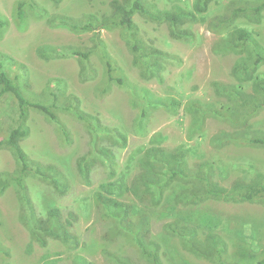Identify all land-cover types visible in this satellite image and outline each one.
I'll return each instance as SVG.
<instances>
[{"label":"rangeland","instance_id":"1","mask_svg":"<svg viewBox=\"0 0 264 264\" xmlns=\"http://www.w3.org/2000/svg\"><path fill=\"white\" fill-rule=\"evenodd\" d=\"M24 1L23 16L19 15V3ZM112 0H0V64L10 74L17 77L25 97L51 101L61 86L66 96L75 97L81 111L96 118L102 126L116 128L127 135V145L120 148L106 139L116 154V169L125 168L130 153L138 146L148 143L152 135L162 133L167 137L163 146L174 149L188 140V131L193 126L192 105L210 111L222 110V105L232 103L230 89L239 83L235 72L239 61H244L247 53L219 49L225 35L212 30L208 23L211 18L229 13L240 5L254 4L257 0H144L153 5L152 13L176 10L177 7L193 9L203 13L205 20L185 24L191 36L172 33L168 21H158L146 13L138 12L133 16L136 24V39L140 48L134 50L133 40L124 28L102 29L100 32L103 46L95 47L94 31L75 32L61 21L63 16L84 19L89 13L98 15L111 12ZM259 1V0H258ZM237 24H246L255 30L264 46V12L260 22L240 17ZM94 48L88 59L81 61L78 56L70 55L72 49ZM162 51L160 69L149 75L144 66L136 61V56L152 51ZM245 50V49H244ZM68 53V54H67ZM107 61L111 62L115 76L123 77L133 83L140 91L147 88L156 96L169 101H182L179 112L161 107L150 115L147 134L141 135L136 127L140 107L133 106L132 93L117 83H106L104 72L109 71ZM242 70V69H241ZM264 75V64L255 70ZM83 72L84 79L81 78ZM247 72H253L249 69ZM126 82V80H125ZM244 93L248 94L251 104L256 103L252 86L242 80ZM108 86V88L106 87ZM221 87V90L219 89ZM254 102V103H253ZM25 125L29 135L21 142L30 158L52 165V175L56 181L46 182L32 175L26 178L28 195L37 215L45 213L47 203L60 206L65 217L75 212L78 219L70 226L76 234L78 244L71 247L59 239L48 238L46 246L32 239L24 222L25 206L21 195L13 184L0 193V264H77L79 256H84L94 264H147L133 236L122 229L118 223L107 217L94 197L102 181L108 179L109 167L97 159L90 166L89 178L79 168L82 157L92 156V133L86 123L72 113L59 110L57 115L71 135L68 143L61 129L47 120L45 115L33 107H27ZM19 99L12 93L0 98V137L20 121ZM178 114H184L179 118ZM240 114V113H239ZM244 117V116H243ZM242 117V118H243ZM249 124L248 132L264 135V107L247 116L242 128ZM236 126L225 117L212 113L204 115L201 131L207 137L198 145L203 156L189 153V167L196 168L198 163L216 159L218 165L230 167L224 174L215 173L214 179L223 186H229L237 177L234 167L250 159L264 173V146L247 143L245 140L232 141L219 145L215 137L224 132L235 133ZM190 144L195 146V138ZM200 140V139H199ZM236 164V165H233ZM17 162L9 149H0V175L13 172ZM140 172L136 164L130 178ZM165 195L167 193L165 192ZM150 204V199L145 200ZM152 213V239L164 236L166 226L172 218L162 216L165 206L157 207L142 204ZM148 207V208H147ZM207 212L228 222L229 233L220 230L228 246L230 260L241 245L254 246L261 257L264 249V204L233 203L210 199L200 206L189 207ZM179 209V208H177ZM221 228V227H220ZM247 240H246V239ZM190 264H218L210 259L200 258L186 248L179 238L170 241ZM251 246V247H252ZM169 250V244L165 245ZM165 264H175L164 252ZM165 250V251H166ZM258 256V257H259ZM180 257V256H179ZM120 262H116L115 259ZM228 259V258H227Z\"/></svg>","mask_w":264,"mask_h":264},{"label":"trees","instance_id":"2","mask_svg":"<svg viewBox=\"0 0 264 264\" xmlns=\"http://www.w3.org/2000/svg\"><path fill=\"white\" fill-rule=\"evenodd\" d=\"M204 2L206 6L207 0ZM110 4L111 12L109 14L101 16L89 13L84 19L71 16L61 18L62 23L75 32L94 31L95 47H101L105 57L108 53L101 40L102 29H127L134 34L132 36L129 33L133 40V49L140 48L139 40L135 36L137 28L133 20V16L138 12L146 13L158 21H168L172 27V33L178 31L184 36L192 35L184 27L185 24L205 20L203 13L180 6L176 10H157L158 12L152 13L153 5L144 2V0H112ZM23 6L24 1L19 3V15L21 16H23ZM263 12L264 0H257L254 4L236 6L229 13L211 18L208 23L212 30L221 31L225 35L219 49L247 53L246 57L242 58L245 60L239 61L240 63L237 65L242 72H235L239 83L230 89L229 97L232 103L222 105V110L210 108L209 112L202 107L192 105L195 116L193 126L188 131V140L183 141L181 146L167 149L163 146L167 137L162 133H156L152 135L148 143L138 146L130 153L125 168L121 172L116 169V154L111 149L112 146L105 145L103 141L107 138L106 140L111 144L124 148L128 141L124 132L116 128L102 126L96 118L81 111L75 106L76 98L65 95V85L58 88L57 92L51 91L54 96L51 101L28 100L17 77L10 76L9 72L2 69L0 64V98L12 93L19 99L21 108L20 121L13 124L8 132L0 137V149H9L17 162L15 171L3 172L0 175V193L5 192L11 184L18 188L23 207L25 206L26 210L23 217L24 222L31 238L43 247L47 245L48 238L59 239L63 243L75 247L78 244V239L76 234L71 231L70 226L78 219V215L75 212H70L65 217L60 206L49 203H47L44 214L37 215L34 211L32 200L28 195L26 178L32 175L49 183L56 181V178L52 175L55 170L52 165H45L41 161L30 158L21 145V142L29 135V128L25 125L27 107L37 109L45 115L47 120L55 123L61 129L68 143L71 141L70 132L59 119L57 112L65 110L86 123L87 129L93 136V153L89 158L82 157L79 160V168L88 179L90 166H93L97 159L109 167L108 179L99 184L94 197L97 204L102 207L104 214L115 220L122 229L133 236L145 263L165 264L162 259L163 248L165 249V245L169 244L170 249H165L164 252L167 253L170 260L175 264H190L178 249L170 244L172 239L179 238L193 254L218 264H264V251L260 257L254 249L252 250L254 246L251 245V247L248 244L238 247L230 260L227 242L220 231L225 229L224 232L229 233L228 222L211 213H202L198 209L189 208L190 206H200L201 203L210 199L233 203L264 204V173L257 168L255 162L246 159L242 164H233L236 165L234 171L237 177L229 186H223L214 179V175L218 172L224 174L230 167L226 168L224 164L218 165L216 159L198 163L196 168L189 167L188 162L189 153L203 156L198 145L207 137L201 131V122L207 113L221 118L225 117L237 128L235 133L224 132L217 138L215 137L214 139L219 145L245 140L247 143L264 146L263 134L248 132L249 124H246L244 128L241 126V123H245L247 116L264 107V75L255 71L264 64V46L253 28L246 24L236 23L240 17L260 22ZM70 49H72L68 52L70 55L78 56L81 61H84L88 59V55L94 48L86 51ZM163 55H165L164 52L154 50L148 54L137 55L136 61L144 66L143 73L152 75L159 71L160 60L158 58ZM106 64L109 66V71L104 72L106 83L110 85L115 82L119 86L126 87L132 93L133 106L138 105L141 108V114L135 122L141 135L147 134V125L154 110L168 107L173 113L179 112L181 100L174 98L169 101L167 98L156 96L145 87L139 91L137 86L129 80L115 76L111 72L110 61H107ZM249 69L253 72H247ZM81 78L84 79L83 72H81ZM242 80H248L252 86L253 93L251 95L257 98L256 103L251 104L255 100L249 101L248 94L245 95L243 92V83H240ZM106 87L108 88V86ZM219 89L221 90V87ZM183 117L184 114L179 116L181 119ZM196 133L198 136L195 138L196 144L193 147L190 140ZM135 164L140 167V172L130 178L131 170ZM147 199H150V204L146 203ZM142 204L149 205V207L155 206V208L165 206L162 216L172 218L165 227L166 231L161 239H152L150 229L152 213H148ZM115 261L120 262L117 258ZM48 264H55V262L49 261ZM77 264L94 263L84 256H79ZM125 264L135 263L130 261Z\"/></svg>","mask_w":264,"mask_h":264}]
</instances>
